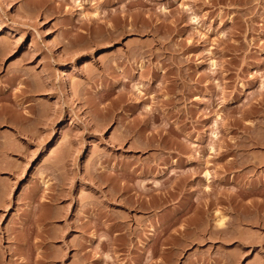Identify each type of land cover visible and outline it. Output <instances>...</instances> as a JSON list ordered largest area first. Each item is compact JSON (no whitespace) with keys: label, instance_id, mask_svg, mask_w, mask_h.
Listing matches in <instances>:
<instances>
[{"label":"rangeland","instance_id":"374dc122","mask_svg":"<svg viewBox=\"0 0 264 264\" xmlns=\"http://www.w3.org/2000/svg\"><path fill=\"white\" fill-rule=\"evenodd\" d=\"M5 1L0 264H264V0Z\"/></svg>","mask_w":264,"mask_h":264},{"label":"bare ground","instance_id":"6f19581e","mask_svg":"<svg viewBox=\"0 0 264 264\" xmlns=\"http://www.w3.org/2000/svg\"><path fill=\"white\" fill-rule=\"evenodd\" d=\"M0 1H2L3 3L4 2H6L5 0H0ZM8 5V4H7ZM127 33V32H126ZM123 35V34H122ZM134 55H136V54H134ZM140 55V54H139ZM65 88H66V90H70V86H69V84L66 82L65 83ZM140 89V88H139ZM48 148V147H47ZM214 149V148H213ZM48 150V149H47ZM206 174V178H209V176H210V174L207 172V173H205ZM44 184H45V182H44ZM46 186H47V184H45ZM45 185H44V187H45ZM221 215V214H220ZM219 216V215H218ZM217 224H219L221 227L223 226L224 227V218L222 217V219H221V216H220V218H219V220H218V222H217ZM219 226V227H220Z\"/></svg>","mask_w":264,"mask_h":264}]
</instances>
